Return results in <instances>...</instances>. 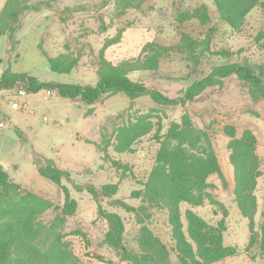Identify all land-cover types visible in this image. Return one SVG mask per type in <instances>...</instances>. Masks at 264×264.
Returning <instances> with one entry per match:
<instances>
[{"label":"rangeland","instance_id":"374dc122","mask_svg":"<svg viewBox=\"0 0 264 264\" xmlns=\"http://www.w3.org/2000/svg\"><path fill=\"white\" fill-rule=\"evenodd\" d=\"M42 1L46 0H29L39 9L31 7L20 15L12 40L8 31L0 36V74L10 66L12 72L28 73L40 81L95 85L102 58L113 64L136 58L146 42L171 46L180 41L183 33L199 40L209 34V51L199 53L194 62L173 49L161 57L158 69L134 71L129 76L169 97H177L215 66L238 63L256 67L264 63L261 4L235 30L219 19L212 0H146L140 8L125 11H121L122 0H52L49 5L39 4ZM5 2L0 0V21ZM201 4L208 7L210 20L206 25L189 16ZM219 51L230 55L218 54ZM46 56L76 63L69 73H58L51 70ZM21 99L16 88L0 89V121L4 124L0 127V168L22 190L51 202L41 219L47 226L54 222L62 242L48 264H130L121 259L120 248L106 242L108 223L98 214V206L122 217L124 245L136 249L138 225L134 212L112 200L131 206L141 203L131 194L141 188L153 167L159 148L157 137L167 131L172 121L180 122L185 112L194 127L209 134L224 180L217 174L210 175L206 190L223 204L227 214L219 204L208 200L200 206L182 203L184 226L186 211L191 210L204 221L210 237L220 234L224 246L236 247V255L211 264H264V256L246 250L248 221L235 202L230 137L224 131L226 125H233L237 138L245 129L256 136L255 152L262 170L254 192L258 227L264 217V97L255 98L249 85L235 74L222 78L184 106L158 104L147 95L132 99L123 93L103 95L89 105L80 97L42 90L29 93L27 111L13 109L11 103ZM46 159L70 171L81 186L116 184L117 191L110 197L100 195L94 199L85 188L78 191L63 179L77 205L59 222L56 216L64 204V194L59 185L39 172ZM149 225L168 247L172 246L165 211L154 210ZM12 256L24 264H38L29 253ZM170 259L176 264L174 252Z\"/></svg>","mask_w":264,"mask_h":264},{"label":"trees","instance_id":"16d2710c","mask_svg":"<svg viewBox=\"0 0 264 264\" xmlns=\"http://www.w3.org/2000/svg\"><path fill=\"white\" fill-rule=\"evenodd\" d=\"M52 0L39 4H50ZM146 0H122L121 11L128 8H140ZM219 19L232 29H240L247 14L257 5H264V0H212ZM21 3V5L19 4ZM39 9L29 0H6L0 21V36L7 31L10 40L13 32L19 26L20 15L29 8ZM191 18L206 25L210 16L208 7L201 4L193 8ZM210 36L199 40L188 33H183L180 41L175 45L165 46L155 41L146 42L136 58L126 59L113 64L103 59L98 70V81L95 85L60 83L40 81L28 73H14L7 66L0 74V89L9 90L19 86L29 93L42 90L56 91L60 96L77 98L91 105L103 95L123 93L129 98L147 95L154 102L163 105L184 106L188 101L197 98L204 90L222 81V78L235 74L246 82L255 98L264 97V63L256 67L248 64H221L202 78L194 80L177 97H169L158 89L150 88L143 82L133 80L129 74L134 71L156 70L159 68L164 53L176 49L184 53L187 60L197 61L199 53L209 51ZM229 56L228 51L217 52ZM51 70L58 73H69L75 66V60L63 63L57 58L46 56ZM17 94V93H16ZM224 131L230 141L229 160L234 170V197L242 216L248 221L249 237L246 250L264 256V217L258 227L254 216L257 209L254 194L257 179L262 175L260 161L255 152L256 136L249 129H245L239 138L233 125H226ZM159 148L153 167L148 176L141 182V188L132 192L131 197L141 200L137 206L127 205L118 200L119 204L134 212L136 224V249L124 245L125 226L123 219L115 212L98 206V214L108 223L105 235L106 242L121 249V259L130 264H175L171 261V252L176 255V264H211L229 256L236 255L234 246H224L220 234L209 236L202 219L191 210L186 211L187 225L184 226L181 204L200 206L208 200L211 204H219L227 211L222 203L213 199L206 190L209 186L207 179L217 174L222 180L224 176L215 149L206 130L193 126L189 113L185 112L181 121H172L167 131L157 137ZM44 177L62 188L64 204L56 216L59 222L65 216L71 215L77 205L76 199L70 196L65 179L76 190L85 188L94 199L100 195L110 197L117 191L116 184H104L96 188L92 184L81 186L73 179L70 171L62 169L51 159L39 167ZM51 202L30 192L22 190L20 184L10 179L9 174L0 168V264H24L13 260V253L24 252L31 254L38 264H48L53 258L57 247L62 242V234L55 230L54 222L47 226L41 219ZM154 210L165 211L171 247L157 235L149 222ZM61 213L63 216H61ZM224 220L220 221L223 227Z\"/></svg>","mask_w":264,"mask_h":264},{"label":"built area","instance_id":"2783aa9c","mask_svg":"<svg viewBox=\"0 0 264 264\" xmlns=\"http://www.w3.org/2000/svg\"><path fill=\"white\" fill-rule=\"evenodd\" d=\"M48 93H50V91L46 90ZM16 93L17 95L22 98L21 100L19 101H13L11 103V107L13 109H16V110H21V111H27V107L30 103L29 99H26L29 95V92L23 88L22 86H19L17 87V90H16ZM44 119L46 120V117H44ZM4 124L0 121V127H2Z\"/></svg>","mask_w":264,"mask_h":264},{"label":"crops","instance_id":"0c3cea01","mask_svg":"<svg viewBox=\"0 0 264 264\" xmlns=\"http://www.w3.org/2000/svg\"><path fill=\"white\" fill-rule=\"evenodd\" d=\"M2 73V72H1Z\"/></svg>","mask_w":264,"mask_h":264}]
</instances>
